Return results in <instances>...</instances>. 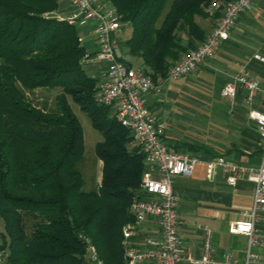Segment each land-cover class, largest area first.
Segmentation results:
<instances>
[{"label": "trees", "instance_id": "trees-1", "mask_svg": "<svg viewBox=\"0 0 264 264\" xmlns=\"http://www.w3.org/2000/svg\"><path fill=\"white\" fill-rule=\"evenodd\" d=\"M108 1L130 28L120 47L156 82L206 39L201 23L219 20L229 0ZM57 7V0H0V249L5 264H88L86 238L104 264H126L122 229L132 221L144 157L128 147L132 135L110 109L96 104L78 27L57 18ZM249 68L264 79V65L252 60ZM55 88L50 107L29 98ZM67 95L102 136L92 191L83 190V130Z\"/></svg>", "mask_w": 264, "mask_h": 264}, {"label": "built area", "instance_id": "built-area-1", "mask_svg": "<svg viewBox=\"0 0 264 264\" xmlns=\"http://www.w3.org/2000/svg\"><path fill=\"white\" fill-rule=\"evenodd\" d=\"M69 12L62 16L68 23L78 28L88 29L94 39L95 50L85 51L81 64L98 63L95 79V102L108 107L117 121L127 129L144 157V170L138 190L129 206L132 221L122 229L121 245L123 258L128 264L154 261L158 264H240L227 255L222 261L212 257V235L207 232L203 241L200 258L186 254L178 233L179 197L173 191L177 177L191 176L197 163L192 155L180 154L168 148L164 142L166 124L158 120L147 105L150 94H160L162 86L153 81L143 67H134L118 54L119 39L124 23L108 0H66ZM253 0H229L224 4L221 16L206 39L195 49L183 54L168 70L165 81H176L186 77L213 58L220 44L229 39L236 20L248 13ZM81 40V39H80ZM252 60L264 65V55L255 53ZM238 88L246 92L245 103L248 120L254 124L259 145L264 155V100L261 108L255 107L258 95L263 91L262 79L255 76L249 66L230 77L221 90L222 99L232 105ZM208 177L212 178L215 169L225 177L227 185L235 187L244 179L253 184L252 203L240 211L241 219L229 224L228 232L246 237V250L241 264H254L258 255L253 249L261 244L255 229L260 217H264V162L257 167H248L217 156L207 164ZM154 218L160 228V236L147 241L144 247L133 243V238L142 222ZM86 260L90 264H104L95 247L84 239ZM7 253L0 249V264H5Z\"/></svg>", "mask_w": 264, "mask_h": 264}, {"label": "crops", "instance_id": "crops-1", "mask_svg": "<svg viewBox=\"0 0 264 264\" xmlns=\"http://www.w3.org/2000/svg\"><path fill=\"white\" fill-rule=\"evenodd\" d=\"M57 2L55 16L67 14L68 2ZM217 22L206 20L201 23L207 29V36ZM86 31V36L92 38L93 46L89 50L92 52L96 48L94 39L88 29ZM255 53L264 55V0H253L252 9L238 17L229 39L220 44L213 58L176 81L157 79L162 86L161 93L147 97L151 112L166 124L164 142L168 148L197 159L191 176L177 177L173 184V191L180 199L178 233L185 253L195 259L200 258L204 237L210 232L215 260L222 261L230 255L240 264L243 262L246 237L230 234L228 227L241 219V210L251 205L253 184L241 179L235 187H230L219 169H215L209 178L207 164L217 156L248 167H257L264 162L256 128L247 118L246 92L238 88L234 105L221 97L225 83L249 66ZM119 55L131 66L136 63V67H143L140 59L126 55L121 47ZM100 67L98 63L83 65L88 75L97 74ZM263 100L262 91L255 107L261 108ZM98 162L102 169V162ZM255 229L262 242L253 249L258 255L254 264H264V217L259 218ZM159 236L157 221L148 217L139 226L133 243L144 247L147 241ZM138 264L158 263L145 261Z\"/></svg>", "mask_w": 264, "mask_h": 264}, {"label": "rangeland", "instance_id": "rangeland-1", "mask_svg": "<svg viewBox=\"0 0 264 264\" xmlns=\"http://www.w3.org/2000/svg\"><path fill=\"white\" fill-rule=\"evenodd\" d=\"M223 9V8H222ZM222 11V10H221ZM55 15V12H54ZM86 28H78L79 37L82 41V45L84 46L86 51H89L92 49V38L90 36H86L87 31L85 32ZM130 34V28H123L122 34L119 39V45L123 41L125 37H128ZM86 36V37H85ZM118 54H120V47L118 49ZM120 56V55H119ZM121 57V56H120ZM122 58V57H121ZM125 61V59L123 58ZM133 63V66L136 67ZM61 92L60 88H55L51 90L47 89H37L34 91L33 94L29 95V98L33 101L34 104L40 105L44 102L47 103V105L50 107L53 105L55 101V96ZM74 114L77 116L83 130V144H84V153L83 158L78 164V169L82 175L83 178V190L84 191H92L97 188L100 182L101 177V165H99L98 158L95 155V145L97 142L102 140L101 134L93 128L91 124V120L88 117V115L81 111L78 104H76L71 96H66ZM95 100V98H94ZM129 148L137 147L134 140L131 141V143L128 145ZM3 222L0 218V233L4 231L3 228ZM1 237H0V243H1ZM246 250V246H245ZM244 250V251H245ZM90 264V263H88Z\"/></svg>", "mask_w": 264, "mask_h": 264}]
</instances>
